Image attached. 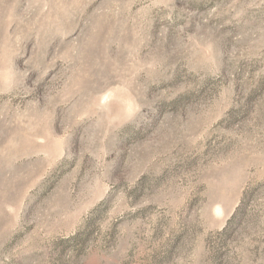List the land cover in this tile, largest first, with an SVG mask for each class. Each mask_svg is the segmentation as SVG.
Listing matches in <instances>:
<instances>
[{"label":"rangeland","instance_id":"1","mask_svg":"<svg viewBox=\"0 0 264 264\" xmlns=\"http://www.w3.org/2000/svg\"><path fill=\"white\" fill-rule=\"evenodd\" d=\"M0 264H264V0H0Z\"/></svg>","mask_w":264,"mask_h":264},{"label":"trees","instance_id":"2","mask_svg":"<svg viewBox=\"0 0 264 264\" xmlns=\"http://www.w3.org/2000/svg\"><path fill=\"white\" fill-rule=\"evenodd\" d=\"M243 202H244V200H243ZM243 202H241V203H243ZM241 209H242L241 207H239V208L237 209L235 215H234L233 218L229 221V225H231L232 223H234V222L236 221V219H237V217H238V213L241 211Z\"/></svg>","mask_w":264,"mask_h":264}]
</instances>
